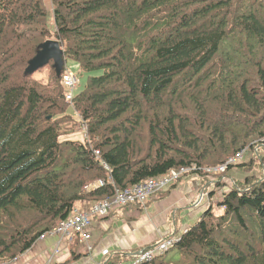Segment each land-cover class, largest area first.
I'll return each instance as SVG.
<instances>
[{"label":"trees","instance_id":"trees-1","mask_svg":"<svg viewBox=\"0 0 264 264\" xmlns=\"http://www.w3.org/2000/svg\"><path fill=\"white\" fill-rule=\"evenodd\" d=\"M49 40L60 71H28ZM67 59L95 72L71 102ZM192 167L227 190L170 248L179 264H264V0H0V264L81 204Z\"/></svg>","mask_w":264,"mask_h":264},{"label":"crops","instance_id":"crops-1","mask_svg":"<svg viewBox=\"0 0 264 264\" xmlns=\"http://www.w3.org/2000/svg\"><path fill=\"white\" fill-rule=\"evenodd\" d=\"M235 171L230 170L231 175L228 176L235 180L245 178L244 173L237 174ZM207 184L208 191L203 190L201 177L185 176L147 200L148 204L114 207L105 217H93L88 231L90 239L86 244L78 241V247L72 250L68 240L47 234L23 255L7 264H105L106 259L118 253L132 258L122 264H134L135 256L143 251L141 248L162 242L171 231L177 232L171 238L179 237L227 190L225 187H215L213 180H208ZM212 191L214 193L210 196ZM92 204H81L75 211L88 210ZM183 212L187 214L181 221ZM87 245L91 247L89 252ZM71 251L75 254L71 255ZM102 252H107V256H103Z\"/></svg>","mask_w":264,"mask_h":264},{"label":"built area","instance_id":"built-area-1","mask_svg":"<svg viewBox=\"0 0 264 264\" xmlns=\"http://www.w3.org/2000/svg\"><path fill=\"white\" fill-rule=\"evenodd\" d=\"M63 84L67 89L65 100L71 102L78 84V78L75 74L67 72L63 75ZM243 155L244 151L238 153L233 158H229L224 165L214 168H206L202 171L207 175L212 173H223L226 171L228 166L240 162ZM104 167L108 169L106 165H104ZM195 169V167H192L178 171L172 170L160 178L149 179L142 184L117 191L114 197L106 199L103 202L93 204L88 210L74 211L67 219L61 221L49 234L58 235L62 239L68 240L69 243L73 241L75 236H78L79 241L86 244L90 239L88 231L90 230L91 219L93 217H105L114 207H124L133 204L144 205L147 200L162 192L169 184L179 180L182 176L184 177L186 173ZM98 183L99 185L103 184L102 182ZM178 238L179 237L163 240L156 247L148 251L140 252L135 256L134 264H142L144 262L147 263L151 261L154 256L165 254L173 246V244L178 241ZM90 250L91 247L87 245V251L89 252ZM102 255L107 256V252H102Z\"/></svg>","mask_w":264,"mask_h":264},{"label":"rangeland","instance_id":"rangeland-1","mask_svg":"<svg viewBox=\"0 0 264 264\" xmlns=\"http://www.w3.org/2000/svg\"><path fill=\"white\" fill-rule=\"evenodd\" d=\"M46 2V1H45ZM47 3H48V0H47ZM49 5V4H48ZM55 62H53V65L55 66ZM30 67V70H33V68H35L33 65H30L29 66ZM65 67H66V69L69 71V72H71V73H73V74H75L76 76H77V78H78V86L76 87V89H75V92H74V94H77L78 92H80L82 89H83V87H84V83H85V81L87 80V76L88 75H90V74H94V73H90V74H87V73H83L81 70H80V67H79V65H78V63H76L75 61H73V60H71V59H67L66 61H65ZM29 69V68H28ZM47 69H44V70H42L41 72H38L37 74H35L34 76L36 77V78H39V79H41V80H45V78H46V75H47ZM68 113L70 114V115H72L73 117H76V114H75V112L72 110V108H68ZM78 130H80V131H82L83 130V128H82V126H78ZM80 131H78V133H77V136H76V138L77 139H79V140H82V135H81V133H80ZM244 151V150H243ZM242 152V151H241ZM240 153V152H239ZM238 154V153H237ZM236 154V155H237ZM235 155V156H236ZM234 156V157H235ZM250 156H251V153L249 152V151H246V154L244 155V157L242 158V160H241V162H239V164H245V163H247L248 161H249V159H250ZM218 167V166H217ZM230 170H235V169H233V168H231ZM236 173H237V171H235ZM239 172V171H238ZM238 174V173H237ZM227 175H231V173H229V171H227ZM186 176H189V175H186ZM235 176H236V174H235ZM179 182H181V181H179ZM179 182H177V183H179ZM149 203V201H147V203L146 204H148ZM184 214H182L181 216H180V218L181 217H183V219L181 220V221H183L184 219H185V217H186V214H187V212H183ZM214 213L216 214V215H218V214H221L222 212L220 211V209H218L217 207H215L214 208ZM165 258H166V261L167 262H170V263H174V264H179V263H181V258H180V254H178V252H177V250H175V249H170L169 251H168V253L166 254V256H165Z\"/></svg>","mask_w":264,"mask_h":264},{"label":"water","instance_id":"water-1","mask_svg":"<svg viewBox=\"0 0 264 264\" xmlns=\"http://www.w3.org/2000/svg\"><path fill=\"white\" fill-rule=\"evenodd\" d=\"M49 61H53L56 63L55 67L57 69V72H59L62 65L61 46L56 41L49 40L42 45L41 51L38 53L36 58L30 64L33 65L35 68H33V70H30L29 67L28 71H34L38 67L44 66Z\"/></svg>","mask_w":264,"mask_h":264},{"label":"bare ground","instance_id":"bare-ground-1","mask_svg":"<svg viewBox=\"0 0 264 264\" xmlns=\"http://www.w3.org/2000/svg\"><path fill=\"white\" fill-rule=\"evenodd\" d=\"M246 154V152H244V155ZM244 155H243V157H244ZM231 158H233V157H231ZM227 162V161H226ZM241 162V161H240ZM239 163V162H238ZM225 164V163H224ZM224 164H222V165H224ZM221 166V165H220ZM232 166V165H231ZM206 169V168H205Z\"/></svg>","mask_w":264,"mask_h":264}]
</instances>
